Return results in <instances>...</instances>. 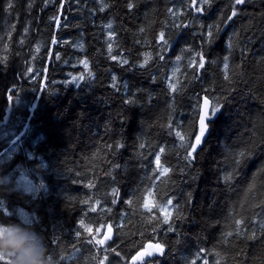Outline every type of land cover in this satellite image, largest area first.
Listing matches in <instances>:
<instances>
[{
	"label": "trees",
	"instance_id": "trees-1",
	"mask_svg": "<svg viewBox=\"0 0 264 264\" xmlns=\"http://www.w3.org/2000/svg\"><path fill=\"white\" fill-rule=\"evenodd\" d=\"M151 243L264 264V0H0V264Z\"/></svg>",
	"mask_w": 264,
	"mask_h": 264
},
{
	"label": "water",
	"instance_id": "water-1",
	"mask_svg": "<svg viewBox=\"0 0 264 264\" xmlns=\"http://www.w3.org/2000/svg\"><path fill=\"white\" fill-rule=\"evenodd\" d=\"M211 107H212L211 101L209 99H207V98L204 99L203 103H202V106H201V114H200V120H199V125H200L201 131H202V135H201L199 141L197 142L198 146L203 145V143L206 140V137L208 136L209 128L207 127V122H208V119H209V113H210ZM115 236L116 235H115L114 229L110 228L104 234V241L106 243H110V242H112L114 240ZM152 252H155V253L158 254L159 250L157 249L156 251H152V249L149 248V252L148 253L139 254L138 256H136L132 260V263L133 264L138 263L145 256L151 254Z\"/></svg>",
	"mask_w": 264,
	"mask_h": 264
},
{
	"label": "bare ground",
	"instance_id": "bare-ground-1",
	"mask_svg": "<svg viewBox=\"0 0 264 264\" xmlns=\"http://www.w3.org/2000/svg\"><path fill=\"white\" fill-rule=\"evenodd\" d=\"M64 2V1H63ZM60 19V18H59ZM52 56V55H51ZM49 61H50V57H49ZM210 100V99H209ZM211 101V100H210ZM202 103H203V99H202ZM10 104H13V102H12V100H10ZM211 104H212V101H211ZM212 109H213V104H212V107H211V110H210V113H209V119H210V117H211V114H212ZM201 114V113H200ZM209 119H208V122H209ZM199 120H200V117H199ZM208 122H207V127L209 128V126H208ZM198 124H199V122H198ZM209 132H210V128H209ZM201 135H202V131H201V128H200V125H199V135H198V138H197V140L195 141V144L194 145H196V147L197 148H199V147H202L203 145H204V143H203V145H201V146H198L197 145V142L199 141V139H200V137H201ZM208 135H209V133H208ZM208 137V136H207ZM207 137H206V139H207ZM206 141V140H205ZM114 229V228H113ZM114 231H115V229H114ZM115 235H116V232H115ZM117 236V235H116ZM115 236V237H116ZM114 240H115V238H114ZM113 240V241H114ZM105 242V241H104ZM106 243V242H105ZM111 243V242H110ZM107 244H109V243H107Z\"/></svg>",
	"mask_w": 264,
	"mask_h": 264
},
{
	"label": "rangeland",
	"instance_id": "rangeland-1",
	"mask_svg": "<svg viewBox=\"0 0 264 264\" xmlns=\"http://www.w3.org/2000/svg\"><path fill=\"white\" fill-rule=\"evenodd\" d=\"M59 17H60V20H61V14L59 15ZM41 38V37H40ZM42 40V42H44V41H46V39H48L47 37H46V34H44V35H42V38H41ZM45 43V42H44ZM50 60H51V56H50ZM45 84V83H44ZM46 87V86H45ZM13 105V104H12ZM169 203V202H168ZM168 203H166V204H168ZM163 205H165V204H163ZM170 212H173V206L172 205H170V206H167L165 209H162V213H164V214H166V215H168V214H170Z\"/></svg>",
	"mask_w": 264,
	"mask_h": 264
}]
</instances>
